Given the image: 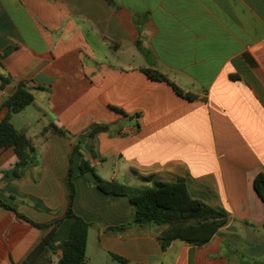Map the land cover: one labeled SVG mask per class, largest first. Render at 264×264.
<instances>
[{
  "label": "crops",
  "instance_id": "crops-1",
  "mask_svg": "<svg viewBox=\"0 0 264 264\" xmlns=\"http://www.w3.org/2000/svg\"><path fill=\"white\" fill-rule=\"evenodd\" d=\"M0 77V122L19 83L35 97L12 116L34 146L18 177L5 174L14 148L0 149V199L30 220L0 206V264H21L48 233L34 223L64 216L71 170L74 211L94 224L87 264H264V0H0ZM82 157L137 188L183 177L228 220L205 245L164 250L168 224L115 228L136 206L100 190ZM72 224L34 264H59Z\"/></svg>",
  "mask_w": 264,
  "mask_h": 264
},
{
  "label": "trees",
  "instance_id": "trees-1",
  "mask_svg": "<svg viewBox=\"0 0 264 264\" xmlns=\"http://www.w3.org/2000/svg\"><path fill=\"white\" fill-rule=\"evenodd\" d=\"M139 47L141 48L140 45ZM146 72L153 79L169 81L165 75L158 71L147 70ZM0 78L3 84L7 83V79L4 77ZM173 86L181 96L189 100L196 98L194 94L183 91L175 84ZM34 99L35 97L31 90L25 83L21 82L16 92L5 103L10 110L8 115L0 122V149L13 147L19 158L14 169L5 173L8 176L14 175L18 177L21 170L29 164L30 156L34 151V146L25 132L19 131L12 122V116L23 111L34 102ZM102 130H106V128L99 127L92 132V135H96ZM57 131L66 135V132L61 129ZM79 151L80 145H76L74 152ZM80 169L82 173L91 172L94 176V183L104 193L126 196L136 206L134 221L115 228H126L147 223L158 226L168 224V228L159 236L164 250L168 249L175 240H181L191 245H205L228 220V212L225 209L212 207L204 201L192 197L188 190L186 179L183 177H179L174 181L155 180L151 187L137 188L119 181L102 179L91 162L84 157L81 159ZM144 178L151 181L153 176ZM69 182L71 194L64 216L51 224L34 223L40 229L48 230V233L21 264H34L53 239L57 229L68 218L73 219V224L69 238L64 243L63 254L59 259V264H87L89 231L94 224L87 222L74 211L76 188L73 170L70 172ZM254 187L264 202V172L256 176ZM0 206L7 210H13L19 217L30 221L26 216L17 212L10 204L1 199Z\"/></svg>",
  "mask_w": 264,
  "mask_h": 264
},
{
  "label": "rangeland",
  "instance_id": "rangeland-1",
  "mask_svg": "<svg viewBox=\"0 0 264 264\" xmlns=\"http://www.w3.org/2000/svg\"><path fill=\"white\" fill-rule=\"evenodd\" d=\"M86 175H87L90 179L93 180L94 177H93V174H92L91 172H87ZM139 188H140V187H139Z\"/></svg>",
  "mask_w": 264,
  "mask_h": 264
}]
</instances>
